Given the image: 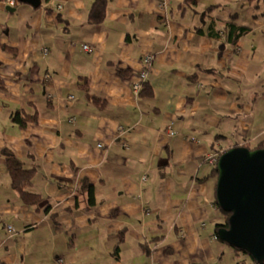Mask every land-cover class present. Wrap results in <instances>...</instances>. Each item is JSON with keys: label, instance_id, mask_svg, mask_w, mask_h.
Wrapping results in <instances>:
<instances>
[{"label": "crops", "instance_id": "obj_1", "mask_svg": "<svg viewBox=\"0 0 264 264\" xmlns=\"http://www.w3.org/2000/svg\"><path fill=\"white\" fill-rule=\"evenodd\" d=\"M95 1L0 0V263L234 264L206 155L264 140V80L235 90L239 74L264 67V0H108L106 18L90 22ZM235 14L251 30L223 46L210 28ZM148 54L144 96L134 81ZM18 109L39 116L21 127ZM7 146L37 165L42 203L12 186ZM85 178L94 204L78 188Z\"/></svg>", "mask_w": 264, "mask_h": 264}, {"label": "water", "instance_id": "obj_2", "mask_svg": "<svg viewBox=\"0 0 264 264\" xmlns=\"http://www.w3.org/2000/svg\"><path fill=\"white\" fill-rule=\"evenodd\" d=\"M35 7L43 0H19ZM217 199L232 212L218 237L249 251L264 264V147L234 145L220 155Z\"/></svg>", "mask_w": 264, "mask_h": 264}, {"label": "trees", "instance_id": "obj_3", "mask_svg": "<svg viewBox=\"0 0 264 264\" xmlns=\"http://www.w3.org/2000/svg\"><path fill=\"white\" fill-rule=\"evenodd\" d=\"M19 0H17L18 2ZM187 3L194 5L196 4L197 0H186ZM217 5L209 6L207 9L212 10ZM109 9V1L108 0H96L91 8L89 21L90 22H101L107 16V10ZM237 14L232 16L230 19H225L224 28L218 29L212 26L210 28V34L216 36V38L225 36L226 41L222 43L224 46L227 42L230 43H237L238 40L246 33L251 30V26L241 23L237 20ZM223 32V33H222ZM4 44V43H0ZM141 94L144 96H151L154 94V89L150 82L144 83V88L141 90ZM94 101L103 106L106 102V98H103L99 95H92ZM39 116L38 110L34 113H29L25 109H18L14 111L12 115V120L19 124L21 127H27L31 121H36ZM220 134H218V138ZM238 145V144H237ZM249 146L251 148L257 147H264V140L259 142L257 145L252 146L250 144H243ZM231 145L228 148L232 147ZM7 165L11 176L12 186L18 191L21 200L29 205H38L42 203L47 196L38 190L33 189L34 185V178L37 173V165L34 164L33 166H28L23 158H21L12 147H5L4 149ZM210 176H213L218 181L219 177V170L217 165L214 166V169ZM79 189H82L88 193L89 202L90 204H94L96 201V189L95 185L88 179L85 178L80 186ZM215 203L218 205L220 211L223 212L224 218L221 222L217 223L216 225V233L218 234V230L221 226H230V216L232 212L226 211L224 208L221 207L219 201L215 199ZM50 208V207H49ZM57 213L55 212L52 216H56ZM125 240V232L122 230L120 238L114 245L113 255L115 258L120 259L121 257V249L122 243ZM226 242V241H225ZM229 243V242H227ZM230 244V243H229ZM235 252L236 262L234 264H260V262L246 249L240 248L230 244ZM144 247L148 248L147 243H144ZM149 250V249H148ZM1 264V263H0Z\"/></svg>", "mask_w": 264, "mask_h": 264}, {"label": "built area", "instance_id": "obj_4", "mask_svg": "<svg viewBox=\"0 0 264 264\" xmlns=\"http://www.w3.org/2000/svg\"><path fill=\"white\" fill-rule=\"evenodd\" d=\"M7 2H9L11 4H16L17 0H7ZM166 5H167L166 1L161 3L162 7H166ZM80 48H81V50H89L91 48V45L89 43L82 42L80 45ZM44 52L47 54L49 52V48L46 47L44 49ZM153 59H154V56L152 54H148L145 56V59H144L145 66L143 69H141V71L139 72L138 78L134 81V88H135V91L137 94H139L141 92V89L144 86V82L148 79L149 68H150V65H151ZM49 76H50V74H49ZM73 118H75V117H73ZM119 129L122 132H125L127 130V128L124 125H120ZM225 149H226V147L222 146L221 144L218 145L215 149H213L212 151H210L206 155V160L209 163L216 166L218 164L220 155L222 154V152L225 151ZM144 178H146V175L144 176ZM8 231H9L10 235H14L18 232V228L14 222H11L8 224Z\"/></svg>", "mask_w": 264, "mask_h": 264}, {"label": "rangeland", "instance_id": "obj_5", "mask_svg": "<svg viewBox=\"0 0 264 264\" xmlns=\"http://www.w3.org/2000/svg\"><path fill=\"white\" fill-rule=\"evenodd\" d=\"M244 16L245 14H247L246 10L243 11ZM244 74H239L236 78V85H235V90L237 91H241V93L247 95L250 93V91L253 89L254 87V83L256 82V84L263 79L264 80V67L262 66H252L250 67L249 70H245L243 71ZM247 76L249 77V81H247ZM227 82H231V78L227 77ZM248 84L250 86V90L247 89ZM220 87V84L217 86ZM233 90V91H235ZM257 92V91H255ZM227 97H232V93L230 91L226 92ZM243 132V128L240 126L238 129V134ZM226 144H229V141H226ZM212 166V164H210ZM227 243V242H226ZM227 257H230V255H234V253L232 252V246L227 243ZM233 253V254H231Z\"/></svg>", "mask_w": 264, "mask_h": 264}, {"label": "clouds", "instance_id": "obj_6", "mask_svg": "<svg viewBox=\"0 0 264 264\" xmlns=\"http://www.w3.org/2000/svg\"><path fill=\"white\" fill-rule=\"evenodd\" d=\"M145 82H146V81H145ZM145 82H144V83H145ZM226 149H227V147H226ZM226 149H225V150H226Z\"/></svg>", "mask_w": 264, "mask_h": 264}]
</instances>
